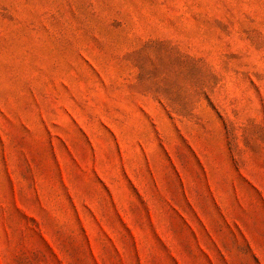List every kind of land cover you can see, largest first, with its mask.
Instances as JSON below:
<instances>
[{"label":"rangeland","instance_id":"1","mask_svg":"<svg viewBox=\"0 0 264 264\" xmlns=\"http://www.w3.org/2000/svg\"><path fill=\"white\" fill-rule=\"evenodd\" d=\"M0 264H264V0H0Z\"/></svg>","mask_w":264,"mask_h":264}]
</instances>
